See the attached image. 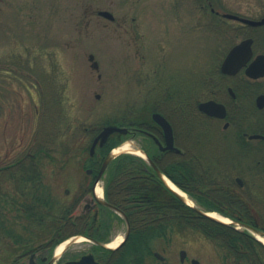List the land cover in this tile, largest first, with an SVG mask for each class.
<instances>
[{"label":"rangeland","instance_id":"obj_1","mask_svg":"<svg viewBox=\"0 0 264 264\" xmlns=\"http://www.w3.org/2000/svg\"><path fill=\"white\" fill-rule=\"evenodd\" d=\"M102 5V0H0V166L28 157L21 170L33 172L29 189H24L19 172L11 176L16 167L0 173V264L17 263L18 255L49 241L61 229L57 220L62 216L82 214L85 199L93 198L85 192L92 184L87 173L92 167L90 147L105 125L151 121L157 97L149 91L210 77L244 38L242 33L213 31L205 15L199 25L193 4L141 0L138 6L150 33L145 35L148 48L137 52L123 45L125 37L117 35L115 25L105 27L106 20L88 9ZM225 6L250 17L264 8V0H220L221 12H227ZM91 53L99 62L97 71ZM155 76L159 79L153 80ZM123 136L114 148L117 153L141 156L135 150L148 144L146 137ZM126 143L132 149L121 150ZM40 173L45 191L39 190ZM17 202L31 211H21ZM30 214L45 223L30 222ZM125 230L126 224L115 220L108 243ZM63 231L68 233L62 229L61 235ZM72 237L59 255H65L62 262L88 250V238L81 233ZM226 248L199 229L178 225L154 242L143 264H192V259L252 264L236 260ZM181 250L187 254L184 261ZM23 260L29 264V256Z\"/></svg>","mask_w":264,"mask_h":264},{"label":"flooded vegetation","instance_id":"obj_2","mask_svg":"<svg viewBox=\"0 0 264 264\" xmlns=\"http://www.w3.org/2000/svg\"><path fill=\"white\" fill-rule=\"evenodd\" d=\"M140 1L102 0L101 7L88 9L92 10L91 14L106 20L105 27L115 25L117 35L125 37L123 45L138 52L148 48L145 35L150 33L149 26H145L146 19L142 15L143 7L138 6ZM176 1L194 5L196 22L199 25L201 15H205L209 18V27L215 29L211 30L222 34L237 31L239 34L242 33L244 38H251L252 57L235 74L220 73L218 69L210 77L195 78L192 81L182 80L177 86L164 83L165 87L161 86L160 89L155 86L149 91L151 97L164 99L165 108L159 112L172 126L173 147H168L164 130L154 120L138 126L133 122L131 126H127L128 130L123 134L134 137L139 133L146 137L151 153L158 162L163 161L165 174L188 198H192V204L180 199L184 206L194 211L195 206L202 211L224 215L230 219L229 225L246 231L249 236L255 238L249 227H240L237 224L248 225L264 233V75L254 77L246 72L257 56H264V23L249 25L234 19L237 23L234 25L224 14L231 13L261 20L264 19V8L258 10V15L246 17L247 13L229 9L227 6L224 8L227 12H221L218 8L220 0ZM119 8L121 11L115 13ZM101 11L108 12L112 17L101 14ZM98 78H101V74H98ZM157 79L158 76L153 78ZM208 100L222 103L226 108V116L219 117L202 111L200 103ZM98 145L99 142L96 147ZM95 155L94 153L91 157ZM27 158H19L20 161L12 166L10 163L1 165L0 173H7L13 167L20 169L23 166L21 164L27 163ZM95 162L99 165L87 169L92 176L91 187L102 165L101 157ZM175 162H178L179 168L173 167ZM85 192L91 193L93 198L84 201L82 196L80 202L82 200L85 202L82 214L75 217L70 214L62 216L57 222H60V228L69 225L87 227L89 233L86 235L98 243L91 239L87 240L88 250L80 257L74 256L62 262V257H65L63 254L57 264L79 260L85 254L93 255L97 264H107L105 258V251L108 250L105 245L107 241L98 239L91 233L92 228L100 224V219L107 214L109 208L96 201L94 191ZM24 193L19 191V196H23ZM66 193L69 194V191ZM104 195L106 196V191ZM16 204L20 206L21 211L27 208L22 202ZM31 208L29 206L28 209ZM34 215H29V221L42 226L45 219ZM76 218L80 220L75 222ZM214 220L228 224L218 218ZM61 233L55 232L49 241L18 255L14 262L23 263L25 262L23 258L29 256L30 264H49L53 243L63 236Z\"/></svg>","mask_w":264,"mask_h":264},{"label":"trees","instance_id":"obj_3","mask_svg":"<svg viewBox=\"0 0 264 264\" xmlns=\"http://www.w3.org/2000/svg\"><path fill=\"white\" fill-rule=\"evenodd\" d=\"M238 33L235 31V34ZM163 100L162 98L155 99L151 104L152 109L163 111L165 108L162 106L164 105ZM142 123L147 122L135 121L134 125L138 126ZM123 137L118 132L114 133L104 146L98 147L96 155L90 158L92 167L98 166L99 164L95 161L100 157H105L123 140ZM143 149L165 173L163 161L156 160L149 145L143 146ZM173 167L179 168L178 162H175ZM17 172H19L17 175L20 180L25 182H23L24 189H26L25 187L29 189V178L33 176L32 170L25 172L20 168L18 171H12L11 176L16 175ZM41 177V173L36 175L39 183H41ZM104 182L107 200L122 209L130 222V233L126 242L115 250L105 251L107 264H143L146 257L152 254L154 242L159 238H166L178 225L201 230L206 236L227 247L226 249L229 251L227 253L233 255L240 262L251 261L252 264H264L263 243L249 236L246 231L243 232L232 225L218 222L184 206L145 159L127 152L117 155L106 170ZM40 185L39 190L45 191V186L42 183ZM40 202L42 203V200ZM24 211L31 210L25 207ZM116 219L121 220L119 215L108 210L107 214L100 219V224L92 228L91 234L98 239L108 241ZM78 220L80 219L76 218L75 222ZM62 229L68 233L57 239L53 246L70 235L89 233L87 227L79 225L63 226L58 232H61ZM14 264L26 263L17 262Z\"/></svg>","mask_w":264,"mask_h":264},{"label":"water","instance_id":"obj_4","mask_svg":"<svg viewBox=\"0 0 264 264\" xmlns=\"http://www.w3.org/2000/svg\"><path fill=\"white\" fill-rule=\"evenodd\" d=\"M101 14L108 15V13L105 11H102ZM224 16L227 18H233V19L241 20L242 22L250 24V25H261L264 23V19L253 20V19L239 17L237 15L229 14V13L224 14ZM111 17H112V15H110V18ZM251 56H252V39L247 38V39L242 40L240 43L236 44L229 51V53L227 54L226 58L224 59L222 65H221L222 72L228 73V74H235ZM89 57H90V60L93 62L92 67L94 69H99V64H98V61L95 60V56L93 54H90ZM246 72H247V74L254 76V77L264 75V56H258L256 58V60L246 69ZM199 107L202 111H204L208 114L217 115V116H221V117L225 116V114H226L225 106L221 103L214 101V100L202 102V103H200ZM152 117L158 124H160L163 127L164 132H165V136H166V140L168 143L167 145H168V147H172L173 146V132H172L171 124L168 122V120L162 114H160L158 112L153 113ZM126 131H127V128L120 127V126H117L114 124L104 126L102 128V130L100 131V133L97 135V137L93 141V144L91 146V153L93 154L94 148H95V146L99 140H100V145H103L108 140V138L111 134H113L115 132H123L124 133ZM142 153L146 156L148 162L155 168L159 177L166 183L165 176L162 174V172L159 170V168L156 166V164L153 162V160L144 151H142ZM116 156H117V154L114 151H111L107 155V157L104 159V161L102 163L101 170H100L99 175L96 179V182L101 178V176H102L103 172L105 171L106 167L108 166V164ZM94 186H95V184L93 185V189H94ZM173 193L176 194L179 198L183 199L182 195L178 191L173 190ZM96 199L99 203L113 209L114 211L119 213L122 217L127 219L126 214L121 209L110 204L106 199L99 198V197H96ZM195 209L202 214L208 215V213H206V212H204V211H202L196 207H195ZM240 225L245 226V227H249L255 233L264 235L263 232H260L253 227H250V226L244 225V224H240ZM129 232H130V226L128 224L126 234L124 236V241L127 239ZM92 240L94 242L98 243L94 239H92ZM155 255L160 256L159 253H155ZM180 256H181V259L184 260V258L186 257V251L181 250ZM93 258L94 257L92 255H85L80 260L69 261L67 264H97ZM55 259H56V257H53L51 262L54 261ZM191 263L192 264H202L198 259H192Z\"/></svg>","mask_w":264,"mask_h":264},{"label":"bare ground","instance_id":"obj_5","mask_svg":"<svg viewBox=\"0 0 264 264\" xmlns=\"http://www.w3.org/2000/svg\"><path fill=\"white\" fill-rule=\"evenodd\" d=\"M121 150H126V149H132V147L130 146L129 143H126L124 144L122 147H120ZM116 152L118 150H115ZM135 152L139 155H142V152L140 150H135ZM166 182L167 184L169 185V187H171L173 190L175 191H178L187 201L188 203L192 204L193 202L191 201L190 198H188V196L183 192L182 189H180L173 181H171L168 177H166ZM96 194L99 195L100 197L103 196V188L101 187V185L99 184L97 187H96ZM210 215H212L213 217H216L222 221H225V222H228L229 219L226 218V217H223L219 214H217L216 212H210ZM261 240L264 241V238L261 237V236H258ZM123 239V236L120 235L118 236L115 240H113L111 243H110V247H117L120 242L122 241ZM84 238H79L77 241H83ZM68 244V241H64L62 243H60L57 247H56V254L59 255L63 250H64V247Z\"/></svg>","mask_w":264,"mask_h":264}]
</instances>
